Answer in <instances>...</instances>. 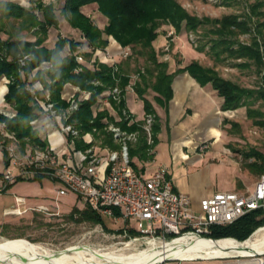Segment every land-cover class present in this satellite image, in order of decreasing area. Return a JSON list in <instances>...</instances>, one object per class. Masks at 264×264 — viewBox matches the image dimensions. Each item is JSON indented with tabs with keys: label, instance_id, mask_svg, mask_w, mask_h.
<instances>
[{
	"label": "trees",
	"instance_id": "trees-1",
	"mask_svg": "<svg viewBox=\"0 0 264 264\" xmlns=\"http://www.w3.org/2000/svg\"><path fill=\"white\" fill-rule=\"evenodd\" d=\"M96 5L97 11L106 19V25L100 29L93 21L82 13V8ZM259 6H252L249 9V16L241 19L239 16H224L216 20H198L190 16L176 0H65L60 15L64 17L70 27L81 33L87 48L90 52L83 54L86 59L97 51H104L109 45V39L116 42L120 48L135 50L140 48L146 54L149 67L139 73V80L135 83L134 92L143 103L145 115H152L154 123L151 128L152 145L146 142V136L142 131L143 122H132L123 115L125 99L119 104L112 102V107L117 111L121 121L116 123L121 129L128 133L138 132L137 142L130 147V159L139 158L143 161L151 160L155 135L158 130L157 118L151 103L145 98L148 90L157 94L156 100L164 102L172 98L171 85L174 77L180 73H187L200 86L210 85L217 96L222 99L220 109L222 112L235 111L245 108V115L252 125L264 130V112L254 109L253 102H264V22L252 17H259ZM41 14V17L38 14ZM2 21L19 22L17 34L13 31H4ZM211 25L208 33L211 35L209 41L210 53L216 61L231 59L234 67L241 70L254 69L259 79L257 88H244L238 84L225 80L218 75V72L203 68L197 63L177 69L168 73V64L159 62L153 49V43L158 38V30L161 26H170L176 33L182 29L187 32H196L204 25ZM58 20L54 7L51 4L45 5L42 2H34V9H25L9 2H0V31L7 38H0V80L6 79V94L4 103L9 105L14 112L12 118L0 113V123L4 124L7 132L12 133L23 153L27 146L43 149L46 143L38 137L30 123L39 117L38 107L27 90V86L39 82L49 92L50 101L56 109L65 110L66 102L61 99V92L65 85L78 88L80 91L90 92L89 100L79 103L77 111H74L68 122L78 130L80 136L86 133H93L95 140L101 141L103 146L117 149L112 141L109 132L105 130L107 123H115L109 117L106 110L93 114V106L97 98L105 91L112 89L116 83L121 89L129 84V76L118 67L113 73L110 66L101 64L97 60L92 67H86L77 62L79 44L72 40L58 38L52 48L43 46L48 30L58 29ZM254 32L247 43H241L238 38L241 35ZM37 30L38 37L34 42H29L19 37L23 31ZM35 30V31H36ZM68 46L69 55L63 56L62 52ZM28 56L22 66L20 61ZM238 62V63H237ZM48 66H45V65ZM79 69L78 73L74 71ZM251 100V101H250ZM248 101H250L248 103ZM224 125H230V130H238V124L223 120ZM76 147L84 149L87 146L77 141ZM241 158L248 162L250 170L259 173L264 172V153L254 148L245 152H239ZM5 167L9 161L5 152H2ZM131 166L137 170L136 165ZM37 176L32 182L41 181ZM25 180L18 179L14 184ZM14 184L9 185L6 191ZM77 216V217H76ZM74 217H76L74 219ZM68 218L76 222L103 223L102 218L94 214L87 207L83 211L72 209ZM264 226V211H252L241 217L234 223L226 226L212 227L210 237L214 240L232 238L233 240H222L228 242H244L258 228ZM121 231V230H119ZM133 233V231H130ZM227 245V243H219Z\"/></svg>",
	"mask_w": 264,
	"mask_h": 264
},
{
	"label": "built area",
	"instance_id": "built-area-1",
	"mask_svg": "<svg viewBox=\"0 0 264 264\" xmlns=\"http://www.w3.org/2000/svg\"><path fill=\"white\" fill-rule=\"evenodd\" d=\"M171 35L173 32L169 31L167 36ZM95 52L103 53L105 63H110L108 66L113 73L117 72L119 65L114 60V55L106 49ZM27 59L29 60L28 56L24 57L20 64L23 66ZM80 59L77 57L79 64H81ZM74 72L78 73L79 69ZM134 86L135 83L131 84L129 81V84L121 89L116 83L112 89L100 95L95 104L98 105L102 101L107 107L109 117L115 121V123H107L104 119L105 130L110 133L117 149L103 146L101 141H96L93 137L95 130L93 133L80 136L78 130L68 122L71 114L77 111L79 103L89 100L90 92L72 87L71 92L62 96L67 108L60 110L56 109L50 101L48 91L27 87L41 114L30 125L37 132L45 130L49 146L44 149L36 148L34 152L26 155L25 160H21L14 145H6L4 140L0 141V153H6L8 167L12 166L16 170L13 172V168L12 170L8 168L2 174L0 194L6 192V188L18 179L33 180L37 176L58 186L50 199V205L29 207L25 197L15 195L12 206L3 211L4 216L21 218L32 214L42 217L49 223L59 221L64 217L60 199L72 195L77 202H83L85 208L87 207L100 218L121 220L126 223L121 234L128 239L127 245L143 244L146 246L145 249L153 245L167 247L169 250L167 255L159 263L153 264L211 261H218L219 264H264V255L192 259L182 257L176 252L177 249L200 241L213 243L222 240L237 241L232 238L214 240L210 237L211 229L215 226L230 225L252 211H264V172L261 173L251 191L214 193L200 201L198 211L194 210L189 197L174 190L172 180L165 168L159 167L146 175L131 166L129 151L130 147L137 142L138 132L128 133L116 125L121 121V117L112 107V102L119 104L125 99L127 92H134ZM42 91L45 96L40 99L38 94ZM122 113L129 119L128 125H130L132 115L126 109ZM1 114L8 118L14 116V113ZM153 121L151 115H144L142 120L141 128L148 145L153 144L151 136ZM0 129L5 130L4 124L0 123ZM54 135L59 136L62 149L53 148L49 138ZM5 137L16 142L14 135ZM78 140L87 147L78 149L76 147ZM205 149L206 146H200V150ZM261 229H264V226L255 230L247 240Z\"/></svg>",
	"mask_w": 264,
	"mask_h": 264
},
{
	"label": "rangeland",
	"instance_id": "rangeland-1",
	"mask_svg": "<svg viewBox=\"0 0 264 264\" xmlns=\"http://www.w3.org/2000/svg\"><path fill=\"white\" fill-rule=\"evenodd\" d=\"M181 7L190 15L198 20H216L221 19L224 16H239L241 19H245L249 16V9L252 6H259L258 12L261 14L258 18L252 17V22H256L259 19L260 22H264V0H176ZM34 2H38L34 0ZM47 2V1H46ZM63 0H55V8L61 9ZM82 13L89 17L95 25L100 29H103L106 25V19L97 11L96 5H89L82 8ZM39 17L41 14L37 13ZM58 19V29L51 28L48 30L45 42L43 46L47 48L53 47L56 40L64 38L72 40L79 44L77 52L74 53L80 59L83 66L92 67L93 59L101 60V64L106 61L103 59V53L94 52L90 59H86L83 54L90 52L87 48L86 43L81 42L82 36L79 32H74L63 16L56 12ZM2 29L4 31H13L17 34L19 22L2 21ZM1 29V28H0ZM211 29V25H204L200 27L196 32H187L184 29L180 33H176L175 30L170 26H161L158 30V38L153 43V49L157 55L159 62H166L169 66L168 72L173 73L177 68L184 67L191 63H197L203 68H210L218 72V75L225 79L232 81L244 88H257L259 85V79L253 68L250 70H241L234 67V61L226 59L216 61L210 53L209 41L212 38L208 33ZM36 30V29H35ZM23 31L19 34V37L26 40H34L42 35H38L37 30L35 31ZM169 31L173 32L170 37L167 36ZM74 32V33H73ZM254 29L248 34L241 35L238 41L241 43L249 42ZM18 35V34H17ZM0 38L6 39L7 36L0 31ZM83 39V38H82ZM109 41H113L109 39ZM116 43V42H115ZM119 45L117 44V47ZM110 48V47H109ZM110 54L114 55V60L118 63V67L123 73L129 76L130 83H136L139 80V73L144 72L148 67V61L146 60V54L140 48L130 50L128 48H119L117 51H111L106 48ZM68 46L62 52L63 56H68ZM96 56V57H95ZM125 56V57H124ZM27 57V56H26ZM28 60V59H27ZM238 63V62H237ZM109 65L110 63H105ZM146 68V69H145ZM4 83V79L1 80ZM28 88L39 89L45 91L43 84L39 82L32 83L27 86ZM44 91L40 92L44 95ZM45 96V95H44ZM251 101V100H250ZM248 101V103L250 102ZM0 107V113L11 115L13 109L10 106ZM134 110L135 115H141V104L132 103L130 105ZM254 109H259L264 112V102L256 101L251 106ZM106 108V109H105ZM244 107L235 114L234 119L237 121L239 126L238 130H230L229 126H222L226 133L227 142L229 141V147L224 150V158L221 159L222 164H226L227 168L232 169V175L234 176L235 182L237 183L238 192L244 193L248 190V186L251 183L258 181L261 173L250 170L247 167L246 161H244L238 152L233 150H239V152H245L251 148L264 153V130L259 129L252 125L250 120L244 118ZM95 109V108H94ZM107 110V107L103 105L101 101L98 104L96 111L93 110V114H96L100 110ZM152 116V115H151ZM154 123V121H153ZM152 123V124H153ZM5 134L4 136L2 134ZM6 135H13L6 130L0 129V141L4 140L6 145H14L16 147L17 155L21 160H25L27 154L32 152V148L27 146L22 153L19 149V144L16 140L14 143L6 138ZM139 137V133H138ZM95 139V138H94ZM98 141V140H96ZM134 146V144H133ZM202 146H206V149L210 147V143H203ZM205 149V150H206ZM200 150V148H199ZM160 152L162 158H157L155 164L166 163L167 151L161 147ZM0 161V173L5 171L12 166L5 167V161ZM133 161V160H132ZM3 163V166H2ZM134 164L141 170L142 173H150L149 167H145V162L139 158H135ZM155 165V166H156ZM144 167V169H143ZM143 169V171H142ZM13 172H16L13 168ZM241 178V179H239ZM243 180V181H240ZM31 182H18L14 188V193L23 197H30L34 194V197H49L53 196L54 190L57 188L56 183L49 182L48 180L43 181L42 188L38 182H34V185H30ZM12 195H0V241H7L22 245H37L49 251H64V249L75 246L73 249H80L92 253H105V252H116L120 254L122 258H128L138 251L144 250L146 246L143 244L130 245L127 247L128 239L124 238L121 231L126 227V223L123 221H114L109 218L102 219L103 223H90V222H76L68 216L63 217L59 221H51L50 223L44 220L42 217L27 214L24 217H5L3 214L4 209L9 208ZM75 203L73 197L68 196L60 199V207L62 213L68 214L72 211ZM78 211H83L85 205L83 202L76 204ZM77 217V216H76ZM74 217V219L76 218ZM133 225V223H132ZM26 243V244H25ZM126 247V248H125ZM72 249V250H73ZM127 256V257H126ZM83 261V260H82ZM186 264H219L218 261L211 262H197V263H186Z\"/></svg>",
	"mask_w": 264,
	"mask_h": 264
},
{
	"label": "crops",
	"instance_id": "crops-1",
	"mask_svg": "<svg viewBox=\"0 0 264 264\" xmlns=\"http://www.w3.org/2000/svg\"><path fill=\"white\" fill-rule=\"evenodd\" d=\"M1 1L9 2L25 9H34V0H0V2ZM37 1H40L45 5L51 4L54 7L55 15L57 11L60 14L65 2V0H63L61 9H56L55 0ZM73 31L78 32L77 30ZM27 41L34 42V37L33 40ZM81 42L85 43L84 39L81 38ZM107 48L111 51H117L120 47H117V43L114 41H109ZM184 67L177 69H182ZM175 71L176 70L173 72ZM168 73L170 74V72ZM1 80L0 107H4L5 103L3 97L6 94V85L8 81L4 79V83H2ZM71 89V85H65L61 92V99H63V95L71 92ZM171 89L172 98L167 103L162 100H156L157 94L150 90H148L145 95V98L151 103L153 107L158 125V130L155 135L154 147L151 151L152 158L151 160L144 161L145 167H149L150 171L152 172L159 167L165 168L168 172L169 178L172 180L174 190L178 193L188 196L191 202V207L196 211L199 210L200 201L214 193H242L238 192L239 187L237 186L234 176L232 175V169L227 168L226 164H222L221 162V159L224 158V150L226 147L228 148L230 144V140L227 142L226 133L222 128V126H227L228 124L224 125L222 122L223 120H228L237 124V121L234 119V117H236L235 114L238 113V111L242 108H239L235 111L222 112L220 109L222 99L217 96V93L212 90L211 86H200L187 73L177 74L173 79ZM46 91L47 90H45V92ZM43 96L44 95L41 93L38 94L40 99H43ZM138 102H140L142 108L141 115L139 116L135 115L134 110L130 106L132 103L134 104ZM97 106L98 105H94L92 109L96 111ZM125 107L126 110L132 115V122H141L143 120L145 115L143 103L137 97L135 92L126 93ZM37 111L39 116H41L39 108ZM243 115L244 118L247 119L245 115V109ZM228 126L230 128V125ZM38 137L47 143L45 147L49 146L47 142L48 138L44 129L38 132ZM49 139L52 142L53 148L58 150L62 149L59 136L54 135ZM208 142L210 143V147L203 151L199 150L201 144ZM161 147L165 148V152L167 151V162L164 163L165 165H163V163L156 165L155 160L157 158H162L160 152ZM34 149H31L32 152H34ZM233 151L236 152L238 150ZM2 155L3 154L0 153L1 162ZM134 160L135 158L133 159V163ZM146 171H144V173ZM152 172L145 174L149 175ZM1 176L2 173H0V177ZM44 180L45 179L36 181L40 184L41 188L43 186ZM25 181L31 182V186L34 185V182L30 180ZM256 182L251 183L248 186L249 191L253 189ZM16 185L17 183L6 192L2 193L3 195H12L9 206H12L13 204V198L16 195L14 193V188ZM72 197L73 202L75 203L73 206L74 209L76 208L75 206L78 202L74 196ZM25 198L27 205L29 207H34L40 205H50V199L52 196L34 197V194H32L30 197L26 196ZM69 214L70 213L64 215L69 216Z\"/></svg>",
	"mask_w": 264,
	"mask_h": 264
},
{
	"label": "bare ground",
	"instance_id": "bare-ground-1",
	"mask_svg": "<svg viewBox=\"0 0 264 264\" xmlns=\"http://www.w3.org/2000/svg\"><path fill=\"white\" fill-rule=\"evenodd\" d=\"M219 243H227V245ZM74 247L71 246L64 249V251L56 252L37 245H22L3 240L0 241V264H153L159 263L169 251L167 247L153 245L128 258H122L120 254L116 253L117 251L100 254L73 249ZM176 252L182 257L192 259H211L234 255L245 257L264 255V229L241 243L200 241L185 248L177 249Z\"/></svg>",
	"mask_w": 264,
	"mask_h": 264
}]
</instances>
